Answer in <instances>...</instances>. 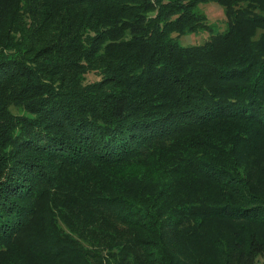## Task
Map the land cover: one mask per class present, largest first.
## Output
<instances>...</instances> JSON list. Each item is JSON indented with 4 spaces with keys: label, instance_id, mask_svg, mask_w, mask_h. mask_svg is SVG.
Instances as JSON below:
<instances>
[{
    "label": "trees",
    "instance_id": "trees-1",
    "mask_svg": "<svg viewBox=\"0 0 264 264\" xmlns=\"http://www.w3.org/2000/svg\"><path fill=\"white\" fill-rule=\"evenodd\" d=\"M261 254L264 0H0V264Z\"/></svg>",
    "mask_w": 264,
    "mask_h": 264
},
{
    "label": "rangeland",
    "instance_id": "rangeland-1",
    "mask_svg": "<svg viewBox=\"0 0 264 264\" xmlns=\"http://www.w3.org/2000/svg\"><path fill=\"white\" fill-rule=\"evenodd\" d=\"M197 7L205 14L207 21L211 23L210 27L213 31L223 29L224 15L219 4L213 1L199 2L197 3ZM208 34V30H201L199 32H195L194 34H182L178 36L177 40L181 44L198 43L207 37ZM254 264H264V254L257 255Z\"/></svg>",
    "mask_w": 264,
    "mask_h": 264
}]
</instances>
